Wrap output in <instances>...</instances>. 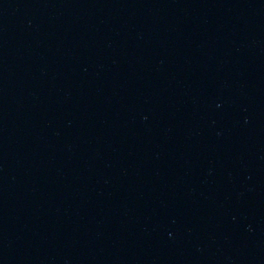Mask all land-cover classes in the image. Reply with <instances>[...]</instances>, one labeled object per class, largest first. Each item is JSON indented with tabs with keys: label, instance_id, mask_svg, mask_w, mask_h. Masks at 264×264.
<instances>
[{
	"label": "water",
	"instance_id": "1",
	"mask_svg": "<svg viewBox=\"0 0 264 264\" xmlns=\"http://www.w3.org/2000/svg\"><path fill=\"white\" fill-rule=\"evenodd\" d=\"M0 264H264V0H0Z\"/></svg>",
	"mask_w": 264,
	"mask_h": 264
}]
</instances>
